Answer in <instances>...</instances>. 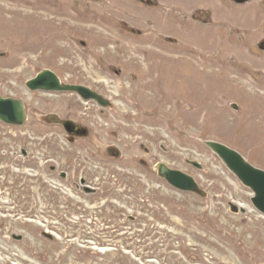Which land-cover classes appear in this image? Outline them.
<instances>
[{"label":"rangeland","instance_id":"1","mask_svg":"<svg viewBox=\"0 0 264 264\" xmlns=\"http://www.w3.org/2000/svg\"><path fill=\"white\" fill-rule=\"evenodd\" d=\"M262 66L264 0H0V95L27 107L24 126L0 121V264H264L254 194L205 145L264 170ZM45 69L110 107L30 91Z\"/></svg>","mask_w":264,"mask_h":264},{"label":"water","instance_id":"2","mask_svg":"<svg viewBox=\"0 0 264 264\" xmlns=\"http://www.w3.org/2000/svg\"><path fill=\"white\" fill-rule=\"evenodd\" d=\"M245 2L246 0H236ZM30 90H43L52 92H76L84 99H93L101 103L103 106L108 105V101L104 100L99 94L92 91L90 88L82 85H72L61 83L59 77L50 70H44L38 76L26 83ZM237 109V107L235 106ZM0 120L14 125H21L26 121V112L24 104L21 100L14 98H5L0 95ZM47 121L50 123H61L66 128H70V123L59 120L54 115H49ZM205 145L209 147L224 164L236 175V177L247 187L251 188L255 193L252 198L254 206L264 215V170L255 168L236 150L215 141H206ZM114 149V148H113ZM115 151L118 150L115 148ZM190 164L197 168H201L197 162L189 161ZM161 177L166 179L172 186L182 190L196 192L201 196H206V193L200 190L197 182L190 175L176 169H171L167 165L160 163L156 166ZM89 191L86 189V192ZM231 210L233 213H244L243 208L232 204ZM49 239L51 235L44 234ZM15 240H22V236L14 235Z\"/></svg>","mask_w":264,"mask_h":264},{"label":"flooded vegetation","instance_id":"3","mask_svg":"<svg viewBox=\"0 0 264 264\" xmlns=\"http://www.w3.org/2000/svg\"><path fill=\"white\" fill-rule=\"evenodd\" d=\"M138 1H141V2H144L145 0H138ZM213 67H217V66H213ZM262 68H264V66H262ZM40 73V72H39ZM38 73V74H39ZM37 74V75H38ZM30 90V89H29ZM30 91H32V90H30ZM78 95V94H77ZM79 96V95H78ZM81 97V96H80ZM104 97V96H103ZM82 98V97H81ZM14 99H17V100H21L22 102H23V104H24V107L26 108V115H27V107H26V103H25V101L24 100H22V99H20V98H14ZM83 99V98H82ZM98 103V102H97ZM100 106H102V104H100V103H98ZM110 105H111V103H108V106H106V108H108V107H110ZM103 107V106H102ZM48 115H54V116H56L59 120H61V121H64V122H67V121H69V122H72V123H70V128L68 129V128H66L63 124H61V123H50V122H48L47 121V115L45 116V118H44V120L43 121H45V122H47V123H49V124H55V125H61L62 127H63V129L71 136V137H79V135H85L86 133H87V131L86 130H84V129H82L77 123H75L72 119H69V118H61L59 115H57V114H48ZM26 122H27V116H26ZM26 122H24L23 124H21L19 127H21V126H24L25 125V123ZM114 148V147H113ZM113 148H109L108 150H109V152L111 153V154H113V155H115L116 154V151H115V148L113 149ZM24 154H26V152L24 151ZM51 170L52 171H54L55 170V167H52L51 168ZM60 177L61 178H66V174L65 173H60ZM80 184H81V186L80 185H76L79 189H82L83 188V190L86 192V189H88L89 191H87L86 193L87 194H90V195H93V194H96V189L97 188H95V187H92V186H90V185H88L87 184V181L85 180V179H83V178H81L80 179ZM207 196V195H206Z\"/></svg>","mask_w":264,"mask_h":264},{"label":"bare ground","instance_id":"4","mask_svg":"<svg viewBox=\"0 0 264 264\" xmlns=\"http://www.w3.org/2000/svg\"><path fill=\"white\" fill-rule=\"evenodd\" d=\"M240 78H241V76H240ZM243 79V78H242Z\"/></svg>","mask_w":264,"mask_h":264}]
</instances>
